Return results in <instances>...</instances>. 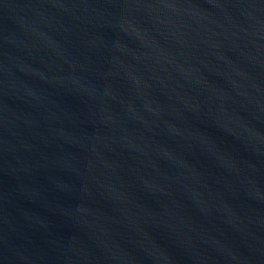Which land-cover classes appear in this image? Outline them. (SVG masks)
Instances as JSON below:
<instances>
[{"label": "water", "instance_id": "1", "mask_svg": "<svg viewBox=\"0 0 264 264\" xmlns=\"http://www.w3.org/2000/svg\"><path fill=\"white\" fill-rule=\"evenodd\" d=\"M0 264H264V0H0Z\"/></svg>", "mask_w": 264, "mask_h": 264}]
</instances>
